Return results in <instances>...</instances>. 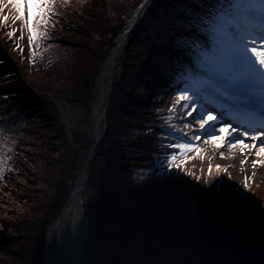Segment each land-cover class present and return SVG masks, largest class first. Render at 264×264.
<instances>
[{
	"label": "trees",
	"instance_id": "1",
	"mask_svg": "<svg viewBox=\"0 0 264 264\" xmlns=\"http://www.w3.org/2000/svg\"><path fill=\"white\" fill-rule=\"evenodd\" d=\"M143 2L51 0L34 46L4 0L0 15L9 21H0V238L15 244L22 264H41L46 231L83 160L50 98L91 113L100 68L126 31L125 18ZM182 7L201 10L196 0H156L118 59L105 135L90 159L82 195L87 264H162L192 252L206 253L208 259L200 260L210 264H264L263 189L255 185L248 203H240L235 188L219 191L186 162L167 173L162 167L173 140L166 126L170 114L157 100L168 62L162 51L149 55L143 41L155 18L164 12L174 17ZM190 30L196 26L172 39L180 43ZM132 77L146 84L136 93L129 91ZM72 135L82 151L94 143L93 135Z\"/></svg>",
	"mask_w": 264,
	"mask_h": 264
},
{
	"label": "snow or ice",
	"instance_id": "2",
	"mask_svg": "<svg viewBox=\"0 0 264 264\" xmlns=\"http://www.w3.org/2000/svg\"><path fill=\"white\" fill-rule=\"evenodd\" d=\"M7 2L17 13L14 19L24 22L35 46L39 37V25L47 23L51 0ZM196 2L205 8L203 12L182 7L176 10L174 17H168L167 12H164L155 18V27L143 41L149 46L148 54L159 50L164 52L165 56L169 55L170 44L174 48L180 47V38L173 40V35L185 28L202 26L208 29L211 47L196 49L195 58L190 61L195 70L181 64L179 67H182L183 71H180L175 61H168L172 71L179 73L175 77L180 81L175 94L182 104L187 102L184 106L185 112H203V115L198 117L200 131L207 130L206 135L212 137L211 143L223 147L222 142L228 141L232 150H247L249 147L255 150L257 143L250 144L249 141H259L258 154L264 157V139H261L264 137V0ZM4 7V0H0V11ZM140 7L143 8L144 5ZM0 21L7 25L9 17L0 15ZM15 34V31L8 33L10 37ZM187 47L191 51L194 45L189 44ZM172 111H176V108ZM217 111L221 115L220 120L213 114ZM172 119L171 116L166 117V126L175 128V125H171ZM233 121L239 127L233 128ZM188 127H191V124ZM176 130L182 132L178 128ZM186 136L187 133H182V137ZM199 138H203L199 133L192 137ZM167 139V136L162 137L161 143ZM172 139H175V136ZM166 147L179 153L174 151L167 154V161L162 162L166 173L170 169L179 170L181 161L187 154L197 151L189 143L169 142ZM261 212L264 213V209Z\"/></svg>",
	"mask_w": 264,
	"mask_h": 264
},
{
	"label": "rangeland",
	"instance_id": "3",
	"mask_svg": "<svg viewBox=\"0 0 264 264\" xmlns=\"http://www.w3.org/2000/svg\"><path fill=\"white\" fill-rule=\"evenodd\" d=\"M207 6V5H206ZM205 6V7H206ZM205 8L201 7L200 12H203ZM135 11L130 12V14L125 18L126 25L129 26L134 17ZM199 30L198 33L189 34L185 36L184 42L180 43L181 49L177 52H170L169 55L166 56V59L172 60L176 62L177 67L180 71H183L182 67H179L181 64L191 67L195 70V66L190 64V61L195 58L196 49L202 47H211V38L209 36V30L203 28L202 26H197ZM194 45L193 50H189L187 45ZM164 56L162 57V59ZM165 60V59H164ZM3 64L0 63V67ZM103 67V64H102ZM101 67V68H102ZM170 72L167 76V86L163 87L161 91L157 94V100L161 103L162 106L165 107L166 112H169L173 117V123L171 125H175L173 128L169 126L167 133L171 134L172 137L175 136V139L172 140L171 143H189L192 147L196 148L197 151H193L187 154L184 160L181 161V164L186 162L189 167H194L198 172H202L205 175L209 184H212V181H215V184L219 191L226 192L235 188L236 197L240 203H248V201L252 197V188L256 185L264 190V172H252L250 175L244 173L242 171V166L240 165H230L229 163L222 162L220 160H211V155L206 154L205 148L202 146L201 141L204 138H208L206 135L207 130L204 132L200 131L198 128L195 132L194 126L188 127V122H197L198 119H191L193 116L192 113L184 114V106L187 102L183 104L179 101L177 93V85L180 81L175 79L178 72H174L171 69V65L169 64ZM146 84L142 81L137 80L132 77L130 79L129 91L131 93H136L145 86ZM171 85H173L172 89H170ZM98 80L95 82L94 93L97 95L100 88L98 87ZM170 89V90H168ZM98 96V95H97ZM176 108V111H172L173 108ZM66 111L69 113L71 120V131L78 130L80 132L86 133L88 135H93V120H92V112H87V110H83L81 108L73 107V106H65ZM197 113V111L195 112ZM194 113V114H195ZM198 114L201 116L203 112L200 110ZM62 119H66L61 113ZM219 120V119H218ZM105 126L104 120L101 123V128ZM182 130V132L177 131L176 129ZM218 132V129H217ZM182 133H187L186 137H182ZM203 138L192 139V137L197 136V134ZM222 133H220L221 135ZM174 149L167 148V154L172 153ZM177 154L178 151H177ZM209 169H211V173H209ZM226 170V171H225ZM248 183L249 185V196L248 198H239L238 190L240 186L244 183ZM214 184V183H213ZM86 199H81V209L84 213V228L82 231L83 240H80L78 237L70 243V245L66 248L63 253V263L62 264H87L88 262V251H87V211H86ZM195 253V252H194ZM199 254V253H197ZM205 254L206 253H201ZM207 256V255H206ZM42 248H41V260H42ZM0 258L2 264H22L21 256L18 253L17 247L12 241L6 240L4 238H0ZM182 264H186L181 262ZM193 264H210L209 261L202 262L201 260H196Z\"/></svg>",
	"mask_w": 264,
	"mask_h": 264
},
{
	"label": "bare ground",
	"instance_id": "4",
	"mask_svg": "<svg viewBox=\"0 0 264 264\" xmlns=\"http://www.w3.org/2000/svg\"><path fill=\"white\" fill-rule=\"evenodd\" d=\"M152 0H146V4L144 8H148L149 4ZM144 10L141 9L134 14L132 19V24L134 21L139 20L140 16L143 14ZM123 36L119 41V46L121 47L124 44ZM119 50V49H118ZM112 52V54H114ZM112 54L106 59L103 67L101 68V73L98 78V87L100 88L98 95L99 98L94 105L92 119H93V130L94 134L97 133L99 135L101 131V123L103 121V109H102V89L107 83V76L110 72V68L113 64L114 57ZM59 109L62 111L63 116L66 118L63 120L64 125L71 129V120L70 115L66 111L65 106L61 102H57ZM200 110H197V113L193 114L191 119H198L197 122H188L192 126H194L195 132L198 128H200L199 122V114ZM189 112H185L184 114H189ZM218 119V116H217ZM211 127V126H210ZM233 128H236L233 126ZM197 133V132H196ZM221 135H224L222 133ZM239 133H237V136ZM212 137L208 136V138H204L201 143L202 146L206 150L207 155H211V160H220L222 162L229 163L230 165H241L242 171L248 175L252 172H264V157H261L259 153V141H249V143H257V148L254 150L249 147L247 150L243 148H239L237 150H232L231 144L228 141H224L223 147L211 143ZM264 139V137H261ZM247 161V163H245ZM86 178V170L84 166L82 167L79 178L74 187L73 194L71 199L69 200L67 206L63 210V213L59 219V221L52 226L46 236L45 247L43 251V264H62L63 263V253L66 248L73 242L77 237L80 240H83L82 231L84 228V213L81 209V199H82V184ZM249 196V185L244 182L239 190L238 197L239 198H248Z\"/></svg>",
	"mask_w": 264,
	"mask_h": 264
},
{
	"label": "water",
	"instance_id": "5",
	"mask_svg": "<svg viewBox=\"0 0 264 264\" xmlns=\"http://www.w3.org/2000/svg\"><path fill=\"white\" fill-rule=\"evenodd\" d=\"M154 2H155V0H152L151 3L149 4L148 8H144L145 7V3H144V7L143 8H140V9H143L144 12L140 16L139 20H136L131 25V27L129 28V30L127 31V33L125 35V40H124L125 42H124V44L121 47H116L115 49H113V51H115V53L113 54V57H114L113 64L111 66L110 72H109L108 77H107V83H106V85L103 87V89L101 91L102 92V96H103L102 97V109H103V114H104L103 118H105V112H106V105H107V103H106V97L109 95V93H110V91L112 89V79L114 77L115 68L117 66L118 56L120 55V52L122 51V49H124L128 45V43H129V36H130L131 31H133L140 24V22L142 21V19L144 17V13L152 6V4ZM51 101L59 109L58 105L56 104V101L57 100L52 99ZM61 125L64 126V128H65L64 129V134L66 136V139H67L68 143L72 147L76 148L80 152V156L84 158V160H83V166H84V168L86 170V178H85V180H84V182L82 184V192H84V190L86 189V185H87V182H88V178H89V169H88L89 162H90L91 157L94 154V151H95L97 145L101 142V140H102V138L104 136L105 126L102 127L103 129L100 131V133H99L98 136H97V133L94 134V136H95V143L91 146L90 151L89 152H84V151H80L79 146L73 140L72 133H71L70 129L67 126L64 125V122L62 121V119H61ZM73 191H74V189L71 191V194H70L68 200L66 201L65 205L63 206V208H62V210H61V212H60L57 220L48 229V231L46 233V236H47L49 230L52 228V226L59 221V219H60V217H61V215L63 213V210L65 209V207L67 206L69 200L71 199V196L73 194ZM46 236L44 238V246H43V249H42V255H43V251H44V247H45ZM201 256L204 257V258H207V256L205 254H201ZM198 258H199V254H197V253H189V254H186L185 256H183L182 259L180 260V262H184L186 264H193L194 262H196V260ZM42 260H43V257H42ZM178 262L179 261H177L175 259H170L169 262H167V264L168 263L176 264ZM165 263H166V261H163L162 264H165Z\"/></svg>",
	"mask_w": 264,
	"mask_h": 264
}]
</instances>
